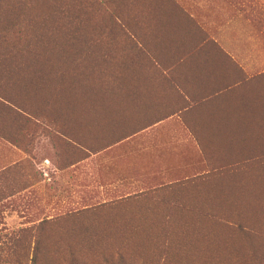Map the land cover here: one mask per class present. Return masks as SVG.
<instances>
[{
	"label": "rangeland",
	"instance_id": "obj_1",
	"mask_svg": "<svg viewBox=\"0 0 264 264\" xmlns=\"http://www.w3.org/2000/svg\"><path fill=\"white\" fill-rule=\"evenodd\" d=\"M27 1L0 3L1 17L11 22L8 36L15 47L22 43V37L28 40L30 34L37 35L28 51H12L11 55L25 61L20 69L15 72L10 67L3 73L0 67L1 96L13 97L33 108L43 104L36 100L35 105L27 102L25 93L27 73L32 72L25 66L34 63L35 58L38 61V57L69 58L71 64L59 68L81 72L82 76L92 79L95 90L117 87L113 81L115 74L111 75L115 59L100 66L98 60L89 61L88 57L82 64L88 54L89 30L98 38L102 36L106 43L122 39L117 29L107 34V30L102 33L97 26L110 18L112 2L99 8L68 0L70 18L59 19L55 7L62 9L58 5L65 3L62 0ZM135 1L118 0L117 8L121 9L117 14L122 11L127 16L132 8L129 11L125 4L129 2L132 6ZM205 1L210 0H163L161 3L177 8L181 3L186 7L187 3L193 9L195 3ZM18 28L21 41L13 37ZM110 55L118 56L117 52ZM38 67L43 66L39 63ZM88 78L83 84L88 83ZM82 96L67 103L68 111L61 105L52 113L42 114L49 127L30 118L29 122L26 116L7 110L0 99V170L9 167L3 176L11 178L0 180V264H72L69 261L74 260L75 264H105L106 254L119 249L118 245L126 246L131 260L139 263L157 247L156 238L149 244L144 239L135 243L134 240L123 242L120 238L109 241L101 236L90 241L87 238L90 232L86 231L87 228L114 234L118 228L130 231L125 226L127 221L121 218L134 215L128 221L132 232L136 231L137 235L160 232L158 226L148 228L141 224L137 211L118 217L86 218L88 221H75L67 216L86 207L133 198L141 192L176 183L181 206L180 229L176 230L184 246L165 264H264V170H237L221 178L210 177V172L201 173L196 165L193 141L176 137L179 124L168 123V127L159 129L167 131L164 133L142 134L130 139L126 136L134 131L130 120L105 123L106 112L103 110L100 114L98 107L94 110L100 98ZM105 103L110 105L108 114L113 115V101L107 99ZM79 125V130L74 129ZM33 126L37 129L33 130ZM56 128L80 139L82 147L69 151L55 145L52 138ZM162 194L169 197V187ZM158 208L163 210L164 205L159 204ZM42 220L46 221L37 230ZM144 228L148 231L141 230ZM37 234L40 244L34 263ZM132 242L136 247L140 244L148 247L134 249Z\"/></svg>",
	"mask_w": 264,
	"mask_h": 264
},
{
	"label": "crops",
	"instance_id": "obj_2",
	"mask_svg": "<svg viewBox=\"0 0 264 264\" xmlns=\"http://www.w3.org/2000/svg\"><path fill=\"white\" fill-rule=\"evenodd\" d=\"M162 1L141 0L129 34L117 29L120 41L131 39L134 79L113 100V115L130 120V139L179 124L176 137L193 141L196 165L210 177L264 170V0L193 9ZM8 169L0 180L11 179Z\"/></svg>",
	"mask_w": 264,
	"mask_h": 264
},
{
	"label": "trees",
	"instance_id": "obj_3",
	"mask_svg": "<svg viewBox=\"0 0 264 264\" xmlns=\"http://www.w3.org/2000/svg\"><path fill=\"white\" fill-rule=\"evenodd\" d=\"M14 1V0H13ZM27 1V0H26ZM67 1L68 0H62V2H65L61 5L63 8L58 10L56 5L55 14L57 15V18L59 19H65L70 18L69 10L67 8ZM81 2V5L84 4L87 5V7H91L88 5H97L100 7L104 6L105 3L108 1L111 3L112 10L110 11V18L107 19L106 22L98 23L99 31L102 33H105L107 30V34L111 32L113 29H119L123 30L124 33L129 34V31L126 29L129 28V19L131 18L132 9L130 11V7L133 8V6H136L137 4L141 3V0H136L135 3L130 6V0H128L129 4L126 3L125 5L129 6L127 8L130 12L127 16L123 15V12L121 11L120 15L117 13L119 12L118 6V0H79ZM145 1V0H144ZM5 2V0H0V3ZM109 2V3H110ZM29 3V1H27ZM57 4V3H56ZM64 9V10H63ZM92 9V8H91ZM61 10H63V14H60ZM117 10V11H116ZM116 11V12H115ZM114 13V15H113ZM113 15V16H112ZM2 14H0V67L1 71L5 73V69L7 72L10 70L15 71L20 69L22 66L23 61L22 57H16L15 55H11L13 50H17L19 53H22L29 48L32 45V40L37 37L36 33L35 35L32 33L30 34L31 37L28 40H25L22 37V41L19 38L20 34L22 36L21 30L18 28L15 36H13L15 39H18L22 43H17L16 47L12 42H10V37L8 36V30H9V23L6 18L1 17ZM130 16V17H129ZM126 17V19H125ZM29 19V18H27ZM33 20V19H32ZM117 20V21H116ZM126 22V25L123 24ZM91 24H89L90 26ZM92 29L89 30V36L87 35V50L88 54H86L85 58L82 59V64L88 60L94 61L98 60L101 65L106 64L107 62L112 61L115 59V66L112 69V74H115V80L114 85L116 84L117 87H114L113 90L109 88L101 89L99 87L98 90L94 89V84L91 83L92 79H89L88 77H84L81 75V72L77 71H71L69 68H59V67H68L67 64L70 63L69 58H54V59H41L38 57V61L35 58L34 63H29L25 67L32 69V72L27 73L29 75L27 89L25 90V93L27 94V98L29 103L33 104V101H39L43 104L38 107H32L29 104L21 103L13 97H3L0 95L1 101L5 104V107L7 105V110L17 113L19 115H24L30 122V119L36 120L37 123L40 124H46L48 127L49 122L47 118L43 117L42 114L45 115L47 112L52 113L53 109L56 110V107L59 108V106L64 105L65 111H68L67 103H69L72 99H77L82 97L85 98H96L99 99L98 106L94 108V110H98L101 114L104 110L106 112L105 114V123H116V121L120 122L124 116L116 117L113 115V117L109 116L108 110L110 109V105L108 103H105V100L111 99L112 101L115 99H118L119 97H123L126 93L123 90V86L133 81L134 74L131 70V57H130V50H132V46L130 44V40H123L119 41L117 40L116 43L113 41H108L110 43H106L103 41L102 36L98 38L97 36L92 33ZM10 46V48H8ZM119 51H128L127 54H122L117 57H114L110 55V53H115ZM9 55V57H8ZM97 57V58H95ZM11 58V62L8 61V59ZM120 58V62L118 59ZM41 63L42 68H39L38 65ZM55 66V68H53ZM84 72V69H83ZM21 74V72H19ZM17 74V73H12ZM18 75V74H17ZM23 76V74H21ZM21 77V76H19ZM88 78V83L83 84L84 81ZM83 85V87H82ZM82 93V94H81ZM41 98V99H39ZM3 104V106H4ZM35 105V104H33ZM36 106H38L36 104ZM114 107V110L116 111L115 105L112 104ZM98 107V108H97ZM120 107H118L119 109ZM117 109V110H118ZM51 110V111H50ZM117 112V111H116ZM69 113L66 112V115ZM69 119V117L67 116ZM124 119V118H123ZM67 120V119H66ZM40 121V122H39ZM66 123L65 120H62ZM81 126H77V129L79 130ZM106 128V127H105ZM36 126H33V130H36ZM136 132L135 130L132 132ZM54 138L53 141L55 145H60V148H64L66 150L70 151V148L74 151H77L78 148L82 147L80 139L70 135L69 133H65L61 128L55 130L54 132ZM128 136V135H126ZM125 136V137H126ZM169 187V191L171 194L169 197L162 194V191L165 188ZM178 190H179V184H175L174 186H167V187H158L155 189H152L148 192H141L140 194L135 195L133 198H126V199H120L118 202L113 203H104L101 205H97L94 207H86L85 209L81 211H76L74 213H69L67 217L73 218L78 221H88L86 218H91L92 220L97 219L99 217H118L123 216V213L131 212V211H137V214L139 215L140 223L144 224V226H154L159 227L160 230L159 233H147L145 235H137L136 231L133 230V227L128 221H131L132 217L130 218H124V216L121 218L124 222V220L127 221L125 226L128 227L130 231L124 230L122 231V228L116 229L115 234L112 232H94L90 228H87L86 231L90 232L88 234L87 238L90 241H93L96 239L97 236H101L109 241H115L119 238L123 242H129L131 240H134L135 243L139 242L140 239L146 240V242H154L155 238L157 240V247L148 255L147 258L142 260L139 263H135L131 260V256L124 245H118L120 248L109 252L106 254V257L103 259L105 264H158L160 260L164 261V264L169 260L175 257L176 253L183 250L184 243L180 239V234L176 229H180V223H181V206L179 205L178 200ZM163 204L164 208L163 210H159L158 205ZM159 210V211H158ZM134 213V212H133ZM132 213V214H133ZM46 221V220H45ZM45 221H41L36 227L37 230H40V227L43 226ZM187 223V220H186ZM148 224V225H146ZM149 228V227H148ZM142 231H148V229H141ZM29 230H26L27 232ZM92 233V234H91ZM40 241H39V235L36 236L35 241V247H34V255L32 257V262L35 263L36 261V255H37V249L39 247ZM130 245L134 249L139 248H147V245L141 246L137 245L134 246V243H130ZM136 247V248H135ZM116 258V259H114ZM131 260V261H130ZM72 264H75L74 261H69Z\"/></svg>",
	"mask_w": 264,
	"mask_h": 264
}]
</instances>
